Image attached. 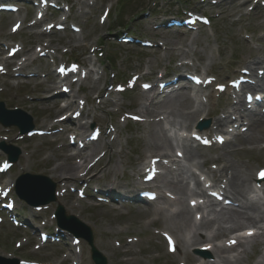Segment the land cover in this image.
Segmentation results:
<instances>
[{
  "label": "rangeland",
  "instance_id": "374dc122",
  "mask_svg": "<svg viewBox=\"0 0 264 264\" xmlns=\"http://www.w3.org/2000/svg\"><path fill=\"white\" fill-rule=\"evenodd\" d=\"M59 1L67 3L68 22L79 28V34L70 30L52 31L48 37L39 38L44 26L58 22V14L51 18L47 15L41 29H29L27 26L35 21L36 11L15 1L13 4L24 9L18 15L23 24L19 32L10 35L9 28L18 16L0 14V45L15 43L24 48L23 57L34 61V65L21 73H34L35 83L46 80L43 77L46 73L52 75L53 62L55 65L58 61L74 63L89 71L87 79L77 84L69 81L68 88L75 97L66 98L74 103L66 112L69 115L74 110H82L83 115L71 126H61L64 132L58 143H54L56 134L25 139L16 129L0 126V143L21 151L18 162L0 178L2 189L19 176L29 174L49 178L60 194L63 185L67 190L62 199L57 198L55 203L38 211L26 207L16 199L13 191L9 192L21 219L27 223L29 220L38 232L33 233L26 227L15 228L7 218V222L0 225V257L16 259L21 264H74L75 260L80 264H93L90 250L82 240L72 243L79 248V254H73L75 248L69 246L70 239L65 244H55L52 239L45 244L40 242V234L45 230L53 234L52 215L57 206H61L66 216L76 217L91 229L95 248L107 259V264H264V199L261 188L253 190L256 172L264 167V140L256 144H238L239 137L246 138L250 134L247 130L227 135L222 148L201 149L190 139L193 133L188 134L196 124H207L203 133L213 141L219 134L214 124L220 120L229 123V116L234 118V111L240 109L233 104L230 94H218L220 89L229 86L226 83L236 77L241 68L250 66L256 71L264 64V9L252 10V0ZM211 1L216 2L215 5ZM185 10L205 12L211 25L190 33L166 30L165 24L155 29L165 15H182ZM107 12L110 14L105 22ZM122 34L138 37L154 47L121 44L118 37ZM44 50L48 56L40 59L39 54ZM2 51L0 101L6 109L23 107L21 110L32 117L35 129L51 131L50 127L59 118L56 107L66 106V100L57 103L58 100L51 99L50 104L32 106L38 95L34 82L26 85V79L16 73L23 58L14 60L13 68L6 66L2 70L6 62L3 47ZM164 70L169 74L172 70L176 74L195 73L203 83L210 82L209 87L183 88L159 100L154 99L155 91H130L135 85L158 80L159 73ZM57 80L48 88L56 86ZM126 86L130 87L129 91L119 92ZM183 96L187 103L167 105ZM151 100L154 101L152 105ZM90 125L101 133L99 140L89 151L78 155H91L90 163H94L106 153L103 161L92 166L83 179L80 177L87 164L82 162L81 168L73 174L75 177L63 174L61 179L55 178L51 172L58 165L64 167L67 158H73L68 162L72 166L80 160L77 148L68 147V133L87 134ZM174 149L182 152V159L176 158ZM188 151H197L193 164L189 163L192 158ZM234 152L237 155L232 156ZM158 159L159 162H153ZM5 160L1 154L0 166ZM148 166L156 177L142 191L148 192L150 188V192L159 194L152 204L154 214L148 212L143 203L99 205L89 196L81 198L80 193L69 191L86 189V194H92L91 188L95 186L111 191L107 186L116 182L122 188H118L115 195H128L129 191L140 188L137 185H142L141 175ZM234 175L243 186L240 195L230 188ZM206 183L210 192L202 187ZM219 190L237 206L222 207L209 197ZM130 195L133 198L136 193ZM193 197L202 204L189 206ZM195 213L200 214V220L195 221ZM182 215L185 217L180 218ZM250 229L255 235L243 239L245 231ZM222 231L226 233L220 236ZM159 234L168 236L172 243ZM230 239H236L238 244L226 248L225 243ZM206 242L210 244L211 259L193 255V250ZM70 248L74 251L71 254ZM193 260L199 262L193 263Z\"/></svg>",
  "mask_w": 264,
  "mask_h": 264
},
{
  "label": "bare ground",
  "instance_id": "6f19581e",
  "mask_svg": "<svg viewBox=\"0 0 264 264\" xmlns=\"http://www.w3.org/2000/svg\"><path fill=\"white\" fill-rule=\"evenodd\" d=\"M5 1H8V0H5ZM4 1V2H5ZM4 2H3V0H0V3L3 5L4 4ZM261 11V10H260ZM257 13H259V11L257 12ZM256 13V14H257ZM262 14V12L260 13V14H258L257 16H255V18L257 19V18H259L260 16L259 15H261ZM263 14H264V12H263ZM161 26V23H158L157 25H156V28H158V27H160ZM155 28V29H156ZM155 34H157V33H155ZM40 38V37H39ZM16 56H20V54L19 55H14L13 56V58L14 57H16ZM11 58H8L7 59V61L5 62V64H6V66H13V63H10V62H8L9 60H10ZM28 63H30L27 59L24 61V64H28ZM4 64V65H5ZM30 65H32V63H30ZM6 66H5V68H6ZM29 76H33V75H29ZM45 79L46 80H44V81H41V82H34V81H36V79L34 78H32V77H29L28 79H27V81H25V84L26 85H31L33 82H34V89L36 88L37 89V94L38 95H41V93L42 94H48V95H50V94H53V99H58V100H60V99H62V98H66V96H65V94L63 93V90H62V88H60L61 90L60 91H56L55 89H48V85H50L51 84V82H50V80H54V77H51V75H46L45 76ZM49 79V80H48ZM173 80V79H172ZM47 84V85H46ZM99 95H101V93H99ZM263 95H264V93H263ZM211 98V97H210ZM48 99V98H47ZM47 99H45V100H43V101H40V103H43V104H50V101L51 100H47ZM210 101H212V100H210ZM183 103H187V100L185 99V97L183 96V97H176V98H174V100L172 101V102H169L167 105H169V106H172V107H174V105L176 104V105H179V104H183ZM28 105V104H27ZM32 106H36V104L35 103H32ZM71 106V103L65 108V109H63V108H61V109H58L57 107H56V111H57V113H59L60 115L62 114V112L63 111H65V110H67L69 107ZM213 111V110H212ZM215 111V110H214ZM213 111V112H214ZM258 115H257V117L255 116V115H253V119L250 121L251 122V124L248 126V132L250 133L246 138H243V137H239L237 140H238V144H241V145H249V144H256V143H258V142H260V141H263L264 140V114H261V113H257ZM61 124H65V125H68V126H71V120L67 117L63 122H60L57 126H54L53 128L54 129H56V127H59V125H61ZM222 124H224V122L223 121H218V122H216L215 124H214V126H216V127H219L220 125H222ZM68 128H71V127H68ZM68 131H69V129H68ZM60 134H62V133H57L56 134V137L54 138L55 139V142L54 143H58L59 141H61V136H60ZM87 140V138L85 137L84 138V140L82 141V142H85ZM69 148H71V147H73V146H68ZM84 150H81V151H79L80 153H82ZM242 152H244L245 150H241ZM59 153H60V151H59ZM188 153H189V158H193L196 154H197V152L196 151H188ZM79 154V153H78ZM77 154V155H78ZM77 155H76V157H77ZM105 155H106V153H103V155L101 156V158L95 163V164H99V163H101L102 161H103V158L105 157ZM235 155H237V153H233L232 154V156H235ZM79 156V155H78ZM76 157H75V159H76ZM80 157V156H79ZM73 158H67L66 159V161H67V164H65V166L64 167H61V165H58L51 173H53L54 174V177L55 178H57V179H61L62 178V176H63V174L64 175H73L74 174V172L75 171H78L81 167L79 166V164L82 162V164L84 165V164H89V162H90V160L92 159V156L90 155V156H88V157H80V160H78V163L76 164V165H74V166H72L70 163H68L69 161H71ZM219 161H220V159H218ZM218 160H216V162H218ZM227 168V165L224 167V169H226ZM90 169V167L88 166V170ZM73 172V173H72ZM73 177H75V175H73ZM82 177H84V176H82ZM231 184H230V188L232 189V191H233V193L234 194H238V195H240L241 193H242V191H243V186L240 184V180H239V178H238V176H233L232 178H231ZM142 186H144V185H142ZM109 187V186H108ZM137 187H140L141 188V186H139V185H137ZM63 188H64V190H66L65 188V185H63ZM110 189H111V191H113V192H118L119 191V189L118 188H122L121 187V185L119 184V183H116V182H114V184L112 183L111 184V187H109ZM140 188H135L134 190H136V189H140ZM134 190H133V192H134ZM137 190V191H138ZM111 191H108V193H106L105 195L107 196V199H109V201H111V202H114V195L115 194H113ZM65 193V191H63L62 192V194H58V198L59 199H62L63 198V194ZM135 193H138V192H135ZM118 195H120V194H118ZM148 212H150V213H152V214H154L155 213V211L153 210V209H151V208H149L148 207ZM179 217V216H178ZM185 216L184 215H182V217H180V218H184ZM233 218H237V217H233ZM31 231H33V232H35V228H32V227H28ZM176 228H178V227H176ZM226 233V231H222V233L220 234V236H223L224 234ZM208 242H206L204 245H201V247L203 246V247H206V248H209V246H208ZM124 252L125 253H127V251H125L124 250ZM73 253V252H72ZM194 262H199V261H197V260H193V263Z\"/></svg>",
  "mask_w": 264,
  "mask_h": 264
},
{
  "label": "water",
  "instance_id": "95a60500",
  "mask_svg": "<svg viewBox=\"0 0 264 264\" xmlns=\"http://www.w3.org/2000/svg\"><path fill=\"white\" fill-rule=\"evenodd\" d=\"M0 111H3V107L0 106ZM9 114V113H7ZM6 126L9 125H20L19 122L15 123H5ZM21 133H26L32 129L31 124H28L26 128H21ZM7 150V149H5ZM19 154H16L13 157H10L12 162H16ZM20 181H24V189L20 192V197L26 200L32 206H41L46 205L55 200V185L43 177H31L24 176ZM57 219L59 224L68 229L76 237H82L92 246V236L88 228L83 224L79 223L74 218H65L62 208H58L56 212ZM82 232V233H81ZM93 260L96 264H106L105 259L92 248ZM1 264V263H0ZM16 264V263H14Z\"/></svg>",
  "mask_w": 264,
  "mask_h": 264
},
{
  "label": "snow or ice",
  "instance_id": "6c2138e0",
  "mask_svg": "<svg viewBox=\"0 0 264 264\" xmlns=\"http://www.w3.org/2000/svg\"><path fill=\"white\" fill-rule=\"evenodd\" d=\"M261 178H264V171L260 173ZM252 233H248V235H251Z\"/></svg>",
  "mask_w": 264,
  "mask_h": 264
}]
</instances>
